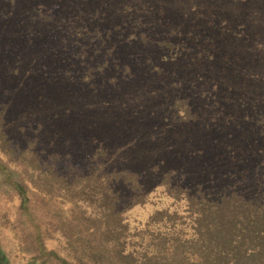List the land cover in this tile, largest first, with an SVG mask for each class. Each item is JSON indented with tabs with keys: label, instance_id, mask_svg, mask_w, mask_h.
Masks as SVG:
<instances>
[{
	"label": "rangeland",
	"instance_id": "374dc122",
	"mask_svg": "<svg viewBox=\"0 0 264 264\" xmlns=\"http://www.w3.org/2000/svg\"><path fill=\"white\" fill-rule=\"evenodd\" d=\"M0 89V159L26 185L21 204L0 174L10 264L73 261L68 234L91 209L62 183L80 173L138 176L131 225L172 203L165 174L210 199L263 194L264 0H0ZM120 179L118 209L136 190Z\"/></svg>",
	"mask_w": 264,
	"mask_h": 264
},
{
	"label": "trees",
	"instance_id": "16d2710c",
	"mask_svg": "<svg viewBox=\"0 0 264 264\" xmlns=\"http://www.w3.org/2000/svg\"><path fill=\"white\" fill-rule=\"evenodd\" d=\"M5 90L0 89L3 100L10 94ZM19 91V84L13 87V95ZM3 111L1 108L0 150L12 157V152L3 146L7 142L1 129ZM56 117L60 119V112ZM33 158L37 160V169L38 157L33 155ZM60 158L59 153L53 156L57 163L61 162ZM43 171L45 180L48 176L57 177L54 166ZM0 172L24 204V180L17 179L16 171L1 159ZM113 175L116 180L107 174L80 173V178L72 184L62 183L73 205L80 201L91 209L88 216L83 210L75 216L76 227L68 234L75 255L73 261L60 258L63 264H264V190L257 200L235 191L210 199L201 192L189 193L185 187L173 186L170 175L165 174L159 185L173 197L172 203L155 209L145 221L131 225L125 211L144 203L148 192L140 188L138 176L128 169L115 170ZM118 179L136 183L130 202L119 209L114 186ZM181 199L185 200L183 205L177 202ZM83 223H86L84 227ZM0 264H10L1 245Z\"/></svg>",
	"mask_w": 264,
	"mask_h": 264
}]
</instances>
